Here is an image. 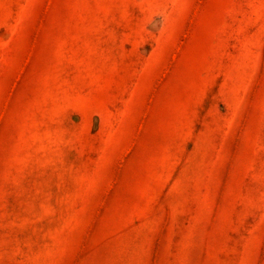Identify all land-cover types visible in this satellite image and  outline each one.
<instances>
[{
  "label": "rangeland",
  "instance_id": "obj_1",
  "mask_svg": "<svg viewBox=\"0 0 264 264\" xmlns=\"http://www.w3.org/2000/svg\"><path fill=\"white\" fill-rule=\"evenodd\" d=\"M0 264H264V0H0Z\"/></svg>",
  "mask_w": 264,
  "mask_h": 264
}]
</instances>
